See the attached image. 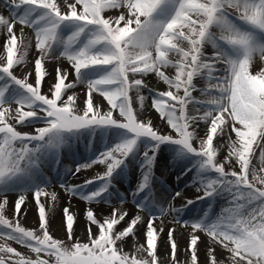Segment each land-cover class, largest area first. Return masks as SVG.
I'll return each mask as SVG.
<instances>
[{
  "label": "snow or ice",
  "instance_id": "6c2138e0",
  "mask_svg": "<svg viewBox=\"0 0 264 264\" xmlns=\"http://www.w3.org/2000/svg\"><path fill=\"white\" fill-rule=\"evenodd\" d=\"M0 240V264H264V0H0Z\"/></svg>",
  "mask_w": 264,
  "mask_h": 264
},
{
  "label": "rangeland",
  "instance_id": "374dc122",
  "mask_svg": "<svg viewBox=\"0 0 264 264\" xmlns=\"http://www.w3.org/2000/svg\"><path fill=\"white\" fill-rule=\"evenodd\" d=\"M27 31V30H26ZM154 83H155V81H153ZM166 86H164L162 83L159 85V88L162 90L163 88H165ZM47 90V86L46 85H44L43 87H42V91H46ZM151 113L153 114V116L155 117V122L157 123V124H159V123H161L160 122V120H159V118H158V114L157 113H155V111L154 110H152L151 111ZM82 150V149H81ZM223 154L226 156L227 155V147H225V149L223 150ZM253 164H255L257 167H259V164H260V162H259V149H256V152H255V159L253 160ZM89 171V173H91L92 172V170L90 169V170H88ZM97 171H99V169H97ZM76 183H80L81 181L80 180H76L75 181ZM166 182H171V178L169 179V180H166ZM56 190L57 191H59V192H61L62 194H61V197H62V200H63V202L62 203H59V205L58 206H56V211H55V213H54V215H53V217H52V228H51V232H52V234L54 235V237H59V238H61V239H63L64 238V232H63V230H62V228H61V224H59V225H56L55 224V220L56 219H62L63 218V208L65 207V206H67V204H68V200H69V197L67 196V194L66 193H64L63 192V190L62 189H59V186L58 185H56ZM123 190V189H122ZM185 191H188L189 192V197L191 198V194H192V192H194L195 191V189L193 188V189H191V190H185ZM30 199H31V196L29 197ZM10 199H14V198H10ZM41 200L42 201H44V199H43V197H41ZM72 201H77V202H79L80 204H82L83 206L76 212V213H82L83 211H84V209L86 208V205L84 204V202H82V201H78V200H76V199H72ZM32 207L34 208V209H32V210H35L34 212V219H35V222L32 224V222L31 221H29V216L28 215H26L25 216V218L21 221L22 222V225L23 226H25V227H27V228H35L36 226H37V222H38V213H37V209H36V207H35V202H34V200L32 201ZM176 204H177V206L176 207H180L181 206V202L179 201V200H177L176 201ZM224 204H225V202L223 201V200H219V204H217L216 206H215V209H214V211L218 214L220 211H221V207L222 206H224ZM105 207H107V205H105ZM165 207H167V205H165ZM7 215H8V217L11 219L12 218V213L11 212H9V213H7ZM28 217V218H27ZM27 219V220H26ZM81 223H83V217H81ZM80 226H77L76 227V231H77V233L79 232V230H80ZM183 231V230H182ZM84 232V231H83ZM79 234V233H78ZM185 235H187L186 233H184ZM81 236H83V234H81ZM184 237V236H183ZM185 238V237H184ZM165 239H166V237H165ZM182 239L183 238H181V239H179V241H178V243H179V247H180V249L181 250H183L184 249V244H180V240L182 241ZM0 243H3V240H0ZM14 247H17V249L18 250H20V251H24V249H22V248H20V246H18V245H13ZM161 248H163V245H161ZM181 260H183L184 259V255H183V251H181ZM200 259L201 260H203L204 258L201 256V254H200Z\"/></svg>",
  "mask_w": 264,
  "mask_h": 264
},
{
  "label": "bare ground",
  "instance_id": "6f19581e",
  "mask_svg": "<svg viewBox=\"0 0 264 264\" xmlns=\"http://www.w3.org/2000/svg\"><path fill=\"white\" fill-rule=\"evenodd\" d=\"M31 55H33V54H30V58H31ZM151 114V116H152V118L155 120V117L153 116V114L152 113H150ZM51 190V189H50ZM61 193V192H60ZM62 194V193H61ZM43 199L45 200V198L43 197ZM63 202V200H62V197L60 198V201H59V203H62ZM59 203H58V205H59ZM217 204H219V200L217 201V203L214 205V209H215V206L217 205ZM57 205V206H58ZM72 205H73V211L74 212H77L83 205L82 204H80L79 202H77V201H72ZM175 205L177 206V204H176V201H175ZM105 207V206H104ZM107 207H105V209H106ZM32 209H34L33 207H32V204H30V206H29V210H28V213H27V215L29 216V221H31L32 222V224L35 222V219H34V211L35 210H32ZM28 218V217H27ZM27 220V219H26ZM163 220H164V224H165V233L167 232V230H168V226L170 225V222H171V216H166V217H164L163 218ZM61 221H62V219H56L55 220V224L56 225H59V224H61ZM83 223H81V225H80V230H79V234L81 235V234H83L84 232V228H83ZM177 228H178V231H177V233H176V238H177V240L179 241V239H181V238H183L182 239V241L180 240V244L182 243V244H184L185 246H184V248L187 246V243H188V239H187V235H185V234H181L182 233V229H179V226L177 225L176 226ZM185 238H184V237ZM166 237V236H165ZM201 256L204 258V255H203V251H201Z\"/></svg>",
  "mask_w": 264,
  "mask_h": 264
}]
</instances>
